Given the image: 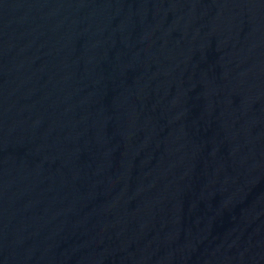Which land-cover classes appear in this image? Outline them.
<instances>
[{
  "label": "water",
  "instance_id": "obj_1",
  "mask_svg": "<svg viewBox=\"0 0 264 264\" xmlns=\"http://www.w3.org/2000/svg\"><path fill=\"white\" fill-rule=\"evenodd\" d=\"M0 264H264V0H0Z\"/></svg>",
  "mask_w": 264,
  "mask_h": 264
}]
</instances>
